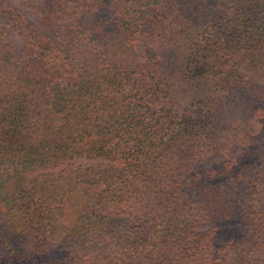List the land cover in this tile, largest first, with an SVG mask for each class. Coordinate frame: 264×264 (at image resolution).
Wrapping results in <instances>:
<instances>
[{"label": "trees", "instance_id": "16d2710c", "mask_svg": "<svg viewBox=\"0 0 264 264\" xmlns=\"http://www.w3.org/2000/svg\"><path fill=\"white\" fill-rule=\"evenodd\" d=\"M0 264H264V0H0Z\"/></svg>", "mask_w": 264, "mask_h": 264}]
</instances>
